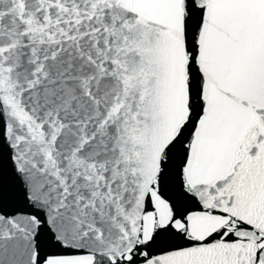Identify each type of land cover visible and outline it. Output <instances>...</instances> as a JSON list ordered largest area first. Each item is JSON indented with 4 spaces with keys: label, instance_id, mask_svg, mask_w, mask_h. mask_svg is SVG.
<instances>
[{
    "label": "snow or ice",
    "instance_id": "snow-or-ice-1",
    "mask_svg": "<svg viewBox=\"0 0 264 264\" xmlns=\"http://www.w3.org/2000/svg\"><path fill=\"white\" fill-rule=\"evenodd\" d=\"M0 264H264V0H0Z\"/></svg>",
    "mask_w": 264,
    "mask_h": 264
}]
</instances>
